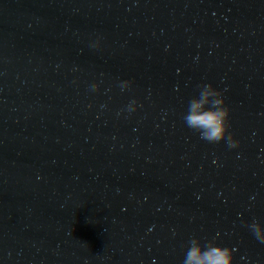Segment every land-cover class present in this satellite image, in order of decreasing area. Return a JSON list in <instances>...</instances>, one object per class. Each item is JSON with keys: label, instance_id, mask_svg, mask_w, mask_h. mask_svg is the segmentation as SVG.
Segmentation results:
<instances>
[{"label": "water", "instance_id": "obj_1", "mask_svg": "<svg viewBox=\"0 0 264 264\" xmlns=\"http://www.w3.org/2000/svg\"><path fill=\"white\" fill-rule=\"evenodd\" d=\"M204 84L239 146L184 120ZM264 0H0V264H264Z\"/></svg>", "mask_w": 264, "mask_h": 264}, {"label": "clouds", "instance_id": "obj_2", "mask_svg": "<svg viewBox=\"0 0 264 264\" xmlns=\"http://www.w3.org/2000/svg\"><path fill=\"white\" fill-rule=\"evenodd\" d=\"M225 105L223 93L212 84H204L198 97L189 102L184 120L189 128L199 132L201 139L210 143L225 141L236 148L239 141L230 133V109ZM249 228L257 240L264 241V225L253 221ZM189 245L183 264H234L235 248L218 246L215 241L202 243L196 238Z\"/></svg>", "mask_w": 264, "mask_h": 264}]
</instances>
